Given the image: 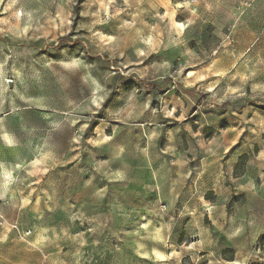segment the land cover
<instances>
[{
    "label": "rangeland",
    "instance_id": "obj_1",
    "mask_svg": "<svg viewBox=\"0 0 264 264\" xmlns=\"http://www.w3.org/2000/svg\"><path fill=\"white\" fill-rule=\"evenodd\" d=\"M0 264H264V0H0Z\"/></svg>",
    "mask_w": 264,
    "mask_h": 264
}]
</instances>
